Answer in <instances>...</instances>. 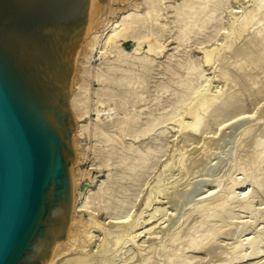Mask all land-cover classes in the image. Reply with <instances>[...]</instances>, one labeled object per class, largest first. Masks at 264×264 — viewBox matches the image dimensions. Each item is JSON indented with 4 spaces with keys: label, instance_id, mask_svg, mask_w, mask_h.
Listing matches in <instances>:
<instances>
[{
    "label": "bare ground",
    "instance_id": "obj_1",
    "mask_svg": "<svg viewBox=\"0 0 264 264\" xmlns=\"http://www.w3.org/2000/svg\"><path fill=\"white\" fill-rule=\"evenodd\" d=\"M235 1L250 6L232 18V0H141L96 32L98 0H88L68 53L72 136L98 138L100 164L115 162L118 171L77 197L69 168L65 236L42 264H264V0ZM130 41L127 52L120 43ZM168 42L176 44L170 54ZM94 52L97 67L88 65ZM213 79L222 83L214 92ZM90 82L99 88L92 92ZM91 111L95 122L84 124ZM176 136L181 144L164 162ZM156 168L133 216L136 190Z\"/></svg>",
    "mask_w": 264,
    "mask_h": 264
},
{
    "label": "water",
    "instance_id": "obj_2",
    "mask_svg": "<svg viewBox=\"0 0 264 264\" xmlns=\"http://www.w3.org/2000/svg\"><path fill=\"white\" fill-rule=\"evenodd\" d=\"M88 0H0V264H42L63 239L75 124L69 51Z\"/></svg>",
    "mask_w": 264,
    "mask_h": 264
},
{
    "label": "rangeland",
    "instance_id": "obj_3",
    "mask_svg": "<svg viewBox=\"0 0 264 264\" xmlns=\"http://www.w3.org/2000/svg\"><path fill=\"white\" fill-rule=\"evenodd\" d=\"M140 2H141V0H98V4H97V12L98 13H96L95 16H94V19H95L94 21L95 22H93V30L96 31V32H100L102 30V28L105 27V25H106L105 23H107L108 20L109 21H113V20L118 19L119 16L123 15L126 11H128L132 7V5L140 3ZM235 2H236L235 0H232V3H231L232 7H234L233 10H232L233 11V13H232L233 15L230 12V15H232V18L233 17L234 18L238 17V15H240V13L246 7L248 8L250 6L249 2H247V4H245V2H243L246 5V6L244 5L245 7L242 6V4H243L242 2L241 3L237 2L241 6L239 4H237V3H235ZM237 7H238V9L241 12L237 9ZM235 10H236V14H234ZM228 11H229V9L227 10V12L224 13L225 20H227L228 18L232 19L231 16L229 15ZM105 20H107V22ZM89 40H90V38H89ZM167 41H170V40L167 39ZM221 43L222 42H220V41L218 42V44H221ZM120 44H121L122 48L125 51H127V52L134 48L133 47L134 44L131 41L130 42H121ZM166 45H167V43H166ZM175 46H176V44H174L172 42H168V47L166 48V50H168L167 51L168 54H170L172 51H174ZM193 47L194 46H191L190 49L193 50L194 55L197 56V57H200L201 56L200 54H202L201 51L200 50L197 51ZM83 48H85V47H83ZM188 49L189 48H186V50H188ZM83 59L84 58H82V56L79 57V63L77 65V72H76L75 77H74V82L77 83V85L81 84V82H82V78L80 76V70L82 69L81 62L83 61ZM162 60L164 61V59H162ZM98 64H100L99 55L97 54V52H94L92 57H91V59H90V63L88 65L97 67ZM213 70H207L206 73H209L207 75V77H212L213 78V76H214L213 74H214V71H215V70L214 71ZM154 81H156L155 75H154V78L150 79L149 85L151 87L154 85V83H155ZM213 81H215V82H213ZM213 81H212L211 85L209 86V90H211L212 92H214V91H216V90H218L219 88L222 87V83H220V82H218V81H216L214 79H213ZM87 82L89 83V81L86 80V84H87ZM90 88H91V90L93 92L94 90L99 88V85L96 82H90ZM77 91L78 90H75V92H77ZM91 96H92V99L95 100V95L92 94ZM93 105H94V103H92L91 107L94 109ZM253 108H254V106L249 104V106H248V112L249 113L248 114H250V115L254 114ZM95 118H96L95 112L91 111L88 114V117L85 116L83 123L84 124H88L90 122H95ZM219 132H220V130L217 131V134H219ZM175 138H176L177 141L175 140ZM97 140H98V138H94L92 136H88V134H86L85 132L79 137L78 136L77 137H73L72 134H71V144H72V146H74V145L77 146V152L79 153L78 160L76 162L71 161V163H70L71 172L74 174L76 182H77V186H76V190H75V194H76L77 197L79 196V192L82 190V188H83V186L85 184L89 185V189H91V191H95L96 190L95 184H97V186H98V185H100V183L102 181L106 182L109 177H116V174H117V171H118V168L116 167L117 163L113 162V164H111L107 168L100 164V161H101L100 152L104 148V144L99 143ZM179 140H180V138L179 137L177 138V136L176 137H171V138L168 139V141H169V143H168V147H169L168 148V154H166V156H164L162 158L163 161L164 160L166 161L167 157L171 156L170 154L173 153V152L169 153V151H172V149H170L171 146L172 147L175 146L174 148H177L178 145L181 144V143H179V142H181ZM144 142L148 143L149 140L144 141ZM173 143H174V145H173ZM138 144H140V143H138ZM167 155H169V156H167ZM161 163H162V161H161ZM157 168H158V166H157ZM157 168L148 176V178L146 179L145 184L142 186V188H140V189L138 188L136 190V193L137 192L139 193V191H140V193H139V197L137 198V200H136V202H135V204L133 206V209L131 210V212H132L131 214L133 216H134V214L136 215L137 213H139L138 212L139 208L141 210V206H142L141 203H143V202H141V201H143L142 197L148 191V187L152 184V181H153L152 179L154 178L155 172H157ZM85 171L89 172L88 177L87 176H82L81 172H85ZM176 174L177 173H175V177L174 178H178V176ZM191 178H193V176L188 175V176H186L185 180L186 181L187 180H191ZM134 210H136L137 212L135 211V213H133ZM75 216H77V218H79L80 215L76 214ZM98 217L102 221H106V222L109 221V220L106 219V216L103 215V214L101 215L99 213ZM84 218H87V215H84ZM258 226H261V224H259ZM95 237L96 238H94L93 241H92V243L94 245L90 244L92 251L94 250V247H95L96 250H98L97 246H98V243H99V241H98L99 234L97 233V236L95 234ZM159 239L160 240H158V241L156 239H154L155 241L153 240L152 244L155 243V245H156L159 241H161L162 237L159 238ZM94 242H96L97 244L94 243ZM261 246H262V249H264V243H262ZM88 249H90V247H88ZM193 256L202 257V255H200V254H194ZM263 259H264V257H263ZM256 261L258 262V261H261V260L257 259Z\"/></svg>",
    "mask_w": 264,
    "mask_h": 264
}]
</instances>
